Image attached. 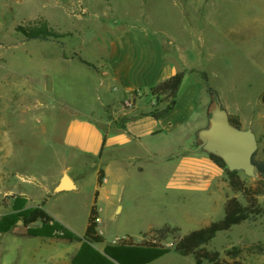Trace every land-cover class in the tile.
Segmentation results:
<instances>
[{
	"label": "rangeland",
	"instance_id": "obj_1",
	"mask_svg": "<svg viewBox=\"0 0 264 264\" xmlns=\"http://www.w3.org/2000/svg\"><path fill=\"white\" fill-rule=\"evenodd\" d=\"M38 30L58 37L31 38ZM129 30L148 41L174 43L165 54L173 57L170 67L188 69L178 96L185 104L178 125L171 130L161 126L148 141L157 163L148 167L141 158L145 170L137 173L127 159L113 162L108 186L124 184L125 191L122 199L118 189L98 200L106 240L91 246L109 257L105 247L122 244L123 239L114 242L118 238L141 243L150 227L165 224L189 233L223 218L227 198L245 201L232 190L225 170L219 190L174 187L181 161L168 157L197 148L196 133L208 126L215 107L209 85L231 119L255 132L257 158H264V0H0V219L45 201L58 222L73 234L85 233L96 190L102 187L100 161L67 144L65 137L73 120L98 118L102 100L98 75L75 57L96 65ZM49 76L52 90L46 89ZM151 98L150 89L143 88L137 108H149ZM104 121L99 123L106 129ZM121 124L118 119L113 126ZM125 151L145 154L138 143ZM67 167L76 187L56 192L55 183ZM119 167L125 170L121 181ZM256 177H247L249 184ZM259 200L264 206V195ZM27 231L22 224L0 231V264H45L51 252L39 249L41 238ZM54 237L51 242L60 251L79 246ZM174 240L173 235L163 240L170 252L152 264H196L193 256L174 251ZM234 247L240 254L232 258L227 251ZM207 248L231 262L264 264V216L219 232Z\"/></svg>",
	"mask_w": 264,
	"mask_h": 264
},
{
	"label": "crops",
	"instance_id": "obj_2",
	"mask_svg": "<svg viewBox=\"0 0 264 264\" xmlns=\"http://www.w3.org/2000/svg\"><path fill=\"white\" fill-rule=\"evenodd\" d=\"M171 45L174 43L162 42L158 39L148 41L144 34L129 30L112 44L110 54L98 61L95 67L88 65L100 79L101 95L99 98L102 100V109L98 118L89 116L85 119L73 120L65 141L84 154L99 159L98 170H104L105 179L98 200L104 197L108 198L110 191L116 192L118 189H120V198H123L124 184L117 185L114 189L108 186L109 175L113 173L111 167L114 161L120 163L127 159L134 171L137 173L144 172L145 167L139 161L141 158L146 159L148 167L158 162L154 156L155 149L151 144H148V141L157 137L154 135L161 126L171 130L175 124L178 125L182 118L181 107L185 103L181 102L179 98L175 107L159 119L148 114L156 107V104L153 103V97L151 98V106L147 109L137 108L138 99L134 107H126L124 104L125 100L130 98L132 91H142L145 87L151 89L177 72L188 70L170 67V63L174 60L172 56L166 55L165 51L170 50ZM107 114L109 117L106 118ZM102 118L107 120L104 121L108 125L106 129L99 123ZM118 119H122V124L113 126L114 121ZM133 143H138L144 147L145 154L143 156L125 151V147ZM195 144L197 146L195 150L185 148L178 154L168 157L169 159L179 157L181 161V165L178 166L173 177L175 180L174 187L180 190L200 189V187L205 190H219L223 169L206 156V151L201 148V144L198 146V141ZM70 170L71 168L67 167L61 171L55 186L59 184L65 174H70ZM119 173V181H121L125 170L119 167ZM71 178L76 185V180L72 176ZM100 210L101 208L99 212ZM33 237L41 238L40 244L37 245L39 249L51 252L43 260L42 263L45 264H74L73 260L82 243L61 237L60 242H77L79 246L74 249L68 247L66 251H60V248L56 246L57 244L51 242L55 237Z\"/></svg>",
	"mask_w": 264,
	"mask_h": 264
},
{
	"label": "trees",
	"instance_id": "obj_3",
	"mask_svg": "<svg viewBox=\"0 0 264 264\" xmlns=\"http://www.w3.org/2000/svg\"><path fill=\"white\" fill-rule=\"evenodd\" d=\"M30 37L48 40L57 39L58 35L38 30L31 32ZM75 58L89 66L95 67L93 63L79 55H76ZM185 76L186 70L179 71L150 89V94L156 101V107L148 112L149 115L159 119L175 107V100L177 101L178 99ZM204 78L208 81V76L205 73ZM139 91L141 90H134L131 94L137 96ZM208 91L212 94L215 103L220 102L217 92L209 85ZM262 100L264 101V93L262 94ZM232 122L242 128L238 119H232ZM197 141L201 143L200 140ZM257 154L258 152L253 156V163L257 168L256 183L251 185L249 184L248 176L244 177L242 171L230 170L222 157L208 153L210 159L227 172L232 190L240 193L245 200L242 201L238 196L227 198L224 204L223 218L185 234L180 233V227L170 224L151 228L142 234L146 239L144 242L135 243L131 239H123L120 245H107L105 253L109 257L91 246L95 243H103L106 240L104 235L99 232L100 212L98 197L100 190L98 189L95 193L88 225L83 236L73 234L64 224L55 220L46 210L45 201L29 207L24 212L13 213L9 217L0 219V231L8 232L15 225L22 224L28 227L27 234L30 236L54 237L60 235V237L81 241L83 245L73 260L74 264H152L153 261L170 252V249L163 244V240L170 235L175 238L173 242L174 251L182 256H193L196 264H203L204 262L211 264H242L237 260L231 262L224 259L220 251L210 250L207 245L216 238L219 232L228 231L234 226L247 221H257L264 216V206L259 200V197L264 195V158H257ZM104 179V170L100 169L98 172L99 186L103 185ZM17 207L18 203H16ZM36 223H40L41 226L31 227V225ZM227 253L228 256L235 258L240 254V249L234 247L232 250H228Z\"/></svg>",
	"mask_w": 264,
	"mask_h": 264
},
{
	"label": "water",
	"instance_id": "obj_4",
	"mask_svg": "<svg viewBox=\"0 0 264 264\" xmlns=\"http://www.w3.org/2000/svg\"><path fill=\"white\" fill-rule=\"evenodd\" d=\"M47 90H52V78L49 76ZM176 102V100H175ZM201 141V148L224 159L230 170L242 171L248 177L257 176V168L253 156L258 150V140L255 132L233 124L231 116L221 102H216L209 115V124L196 133ZM76 185L72 178L65 174L55 191L71 190Z\"/></svg>",
	"mask_w": 264,
	"mask_h": 264
},
{
	"label": "built area",
	"instance_id": "obj_5",
	"mask_svg": "<svg viewBox=\"0 0 264 264\" xmlns=\"http://www.w3.org/2000/svg\"><path fill=\"white\" fill-rule=\"evenodd\" d=\"M136 98H137V96H133V97H131V98H127V99L125 100V102H124L125 106H126V107H134L135 104H136ZM155 102H156V101L154 100L153 103H155ZM99 232L102 234V231L100 230V228H99ZM126 237H127V236H126ZM122 239H124V237H123V238H118V239L114 240V242H117L118 240H122Z\"/></svg>",
	"mask_w": 264,
	"mask_h": 264
}]
</instances>
